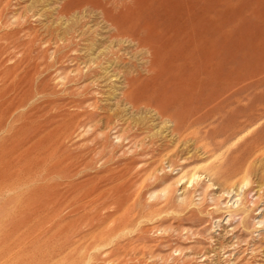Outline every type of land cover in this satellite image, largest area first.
Segmentation results:
<instances>
[{
    "label": "rangeland",
    "instance_id": "rangeland-1",
    "mask_svg": "<svg viewBox=\"0 0 264 264\" xmlns=\"http://www.w3.org/2000/svg\"><path fill=\"white\" fill-rule=\"evenodd\" d=\"M59 2L0 0V264H264V157L229 173L264 114L214 135L264 90V0H211L228 75L178 112L180 137L121 99L105 24L57 18Z\"/></svg>",
    "mask_w": 264,
    "mask_h": 264
},
{
    "label": "bare ground",
    "instance_id": "bare-ground-1",
    "mask_svg": "<svg viewBox=\"0 0 264 264\" xmlns=\"http://www.w3.org/2000/svg\"><path fill=\"white\" fill-rule=\"evenodd\" d=\"M212 9L211 0H61L53 8L57 18L60 19L64 18L68 21L77 14L87 12L96 15L100 22L105 24L107 40L112 46H104L106 50L99 58V62L103 59L106 66L108 64L117 66L123 63L128 66L124 71L118 69L125 85L121 99L131 105V108L138 106L142 108L143 106L154 111L153 113H156L160 119L165 117L171 123V132L179 134V137L180 132L189 128L193 122L178 118L176 116L178 112L187 110L190 111L189 114L194 115L192 114L193 109H189L188 100L198 99L202 92L211 89L217 81L224 80L228 75V70L221 68L219 64L224 58L228 46L225 38H222L224 37L223 32H221L223 36L220 33L221 40L216 41V36L218 37L219 34L214 37L216 26ZM4 10H6L5 7ZM75 23L76 20L72 19L68 26L69 29ZM80 33V35L84 34ZM103 50L101 49V51ZM135 60L140 62L139 65H136ZM141 71L148 73L149 76L142 77ZM116 73L118 74V72ZM218 94L220 95V93ZM237 114L242 116L241 121L235 120L234 116ZM263 114L264 90L252 95L247 106L237 107L236 105V108L234 107L230 113L225 115L226 124L221 126L214 135L228 137L237 131L238 126L240 129L242 127L246 129V125L249 126ZM182 135L185 136V133ZM255 152L264 157V140L239 158L237 168L229 173L232 175L241 174L243 178L247 173L245 163Z\"/></svg>",
    "mask_w": 264,
    "mask_h": 264
}]
</instances>
